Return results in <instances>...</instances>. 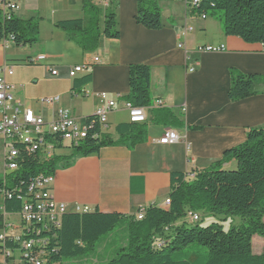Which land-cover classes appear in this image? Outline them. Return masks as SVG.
<instances>
[{
    "label": "crops",
    "instance_id": "0c3cea01",
    "mask_svg": "<svg viewBox=\"0 0 264 264\" xmlns=\"http://www.w3.org/2000/svg\"><path fill=\"white\" fill-rule=\"evenodd\" d=\"M15 15L24 18L38 11L46 0H15ZM161 9V27L149 29L135 20L137 0H114L118 38H102L96 50L84 52L68 35L55 27L59 20L81 18L83 0H53L51 17L40 25L37 43L17 46L11 40L0 42V68L12 66L7 80L12 93L25 107L31 108L47 122L53 108L41 99L59 96L54 106L65 107L80 124L92 116L106 101L115 107L106 115L102 131L114 133L115 127L129 122L124 107L129 92L128 66L142 63L150 67V97L153 108H169L183 122L181 127L155 124L152 109L146 110L147 137L130 149L125 145H108L99 152L73 157L67 166L56 167L52 193L71 209L74 204L87 205L92 211L134 215L149 205L164 206L171 184L170 173L186 174L209 167L223 152L241 144L248 128L264 126V83L257 94L230 100L229 69L244 74L264 75V44H250L235 36H226L220 20L201 18L176 0H156ZM26 19V18H25ZM185 27L192 31L184 35ZM224 45L220 51H198V46ZM44 54L45 59L27 63V59ZM98 56L99 63H92ZM91 63L76 77L69 76L74 65ZM57 70L52 75L48 67ZM192 68V70H190ZM91 74L89 83L73 90L74 79ZM1 120V114H0ZM173 128L180 136L175 144H160L165 129ZM4 140L0 136L1 175L4 166ZM63 148V147H62ZM60 150L54 155H69ZM235 164L232 160L223 165ZM3 204V203H2ZM11 221V220H9ZM124 222V221H123Z\"/></svg>",
    "mask_w": 264,
    "mask_h": 264
},
{
    "label": "trees",
    "instance_id": "16d2710c",
    "mask_svg": "<svg viewBox=\"0 0 264 264\" xmlns=\"http://www.w3.org/2000/svg\"><path fill=\"white\" fill-rule=\"evenodd\" d=\"M110 4H114V0ZM82 11L81 18L59 20L54 25L84 52L96 50L102 38L119 37L114 7L102 12L92 0H83ZM189 11L211 17L216 11H222L219 20L226 36L239 37L250 44H264V0H200ZM135 20L149 29L160 28L158 2L137 0ZM10 36L17 46L37 43L39 19L20 18L15 12L4 14L0 8V42ZM229 75L227 95L234 101L257 94L260 92L257 85L264 83L263 74H244L234 67L229 69ZM91 79V74L74 79L73 90H79ZM128 85L127 101L138 107L152 105L147 64L128 66ZM152 116L155 124L183 125L169 108H153ZM93 118V115L88 116L87 121ZM146 137L144 124L120 123L113 134L102 131L96 124L78 145L70 146L72 151L67 156L53 155L43 160L37 154L24 153L17 170L0 175V193H11V197L4 195L5 211L18 213L21 210L22 197L36 175L53 174L58 164L67 166L73 157L97 153L104 146L125 145L132 149ZM232 160L236 163L235 169L223 168ZM170 184L169 205H149L140 218L135 214L126 216L98 209L65 213L56 238L52 240L57 251L50 254L46 264H76L72 259L85 258L88 252L101 258H98L97 243L121 222L122 241L119 244L114 239L109 241L106 245H109L110 254L98 264H264V253H254L252 248V237L255 234L264 236V126L248 128L241 144L225 150L219 160L196 171L193 178L184 172H171ZM188 211L239 216L245 225L231 226L227 230L217 222L205 227L186 226L183 220ZM7 245L14 247L11 242Z\"/></svg>",
    "mask_w": 264,
    "mask_h": 264
},
{
    "label": "built area",
    "instance_id": "2783aa9c",
    "mask_svg": "<svg viewBox=\"0 0 264 264\" xmlns=\"http://www.w3.org/2000/svg\"><path fill=\"white\" fill-rule=\"evenodd\" d=\"M111 2L112 0H92ZM182 2L187 9H192L198 5L200 0H176ZM0 8L4 14L15 12L18 8L15 0H0ZM206 18L207 15H200ZM192 27H185L183 34L192 31ZM13 41V37L9 39ZM224 45H205L198 46V51H220ZM46 56L38 54L33 58L27 59V63H36ZM98 56H94L92 63H99ZM91 63L74 65L69 69V76L76 77ZM52 75H57V70L52 66L48 67ZM192 70V68L190 69ZM13 74V68L4 65L0 68V136L4 140V166L6 171L12 172L18 169L19 161L23 154L36 155L41 159H46L55 154L57 145L65 147L78 145L88 136L91 130L99 124L101 129L106 123L107 113L115 107V102L107 98L106 93H101L100 97L106 101L104 106H99L93 114V119L80 124L65 107L54 106L59 102V96L42 98L40 101L53 108L52 117L49 121L36 114L31 108L23 106L14 96L12 90L14 85L7 80V76ZM160 101L155 102L154 107H160ZM124 107L129 113V122L140 124L146 121V110L153 108L134 106L129 101H125ZM180 140V136L173 128H167L158 139L160 144H175ZM193 178L195 172L187 174ZM54 177L53 174L36 175L28 186L25 196L22 197V208L18 213L5 211L4 205L0 207V220L2 222V233H0V264H10L15 261L14 252L20 250L21 257L19 264H46L51 253H56L57 246L52 245V240L56 238L57 229L61 226L62 216L68 212H91L92 209L87 205L74 204L69 209L67 204L59 202L52 193ZM3 195L11 197L10 192H3ZM169 198L164 201V206L169 205ZM18 214L20 223L14 224L9 221L10 216ZM136 217L144 216V208L136 212ZM187 218L191 223L200 219L198 213L187 212ZM11 242L14 247L7 244Z\"/></svg>",
    "mask_w": 264,
    "mask_h": 264
},
{
    "label": "rangeland",
    "instance_id": "374dc122",
    "mask_svg": "<svg viewBox=\"0 0 264 264\" xmlns=\"http://www.w3.org/2000/svg\"><path fill=\"white\" fill-rule=\"evenodd\" d=\"M53 0H46L45 2H43L42 4L39 5V9L38 11H34L32 12L33 14L31 16H24V19L26 18H30V17H35L39 19V36H40V25L43 24H47L48 19L51 17V9L53 8V6L50 5V3L48 4L47 2H51ZM95 4L102 10V12L106 11L109 8H115V6H113L114 4H108V5H104L102 1H97L95 2ZM219 17L222 18V11H216L215 16H213L214 19L219 20ZM100 25L101 21H100ZM39 38V37H38ZM39 40V39H38ZM60 150H72L70 147L67 146V144H65V147L63 148H57L55 150V152H58ZM61 165L58 164V168H60ZM1 163H0V171H1ZM236 168V163L235 164H231L226 166L225 169H235ZM1 175V173H0ZM3 199H4V195L3 193H0V207L2 206L3 203ZM1 211V209H0ZM199 216L200 219L194 223H191L189 221V219L186 217L183 221L185 222L186 226H191V225H195V224H199L200 226H207L210 225L213 222H217L220 225H222L224 230L229 229L231 226H236V227H240L245 225V221L239 217V216H224V215H211L209 213H205L203 211L199 212ZM11 220V222H14V224H19L20 223V217L18 214H13L10 216L9 218ZM263 221H264V217H263ZM123 226V223H119L115 229L109 233L108 235L104 236L98 243V247H99V256L101 258L103 257H107V255L110 254V251L108 250L109 245H106L109 241L111 240H115L117 244H119L122 241V238L124 236L123 231L121 230V227ZM0 233H2V229L0 228ZM252 248H253V252L254 253H264V236H260L258 234H255L252 237ZM105 249V250H104ZM203 250H205L203 248ZM15 254V261H11L10 264H19L20 262V257H21V252L20 250H16L14 252ZM97 259V257H95V255H92L88 252V255L85 256V258H81V257H76L73 258L72 261L76 264H98V261L101 259Z\"/></svg>",
    "mask_w": 264,
    "mask_h": 264
},
{
    "label": "bare ground",
    "instance_id": "6f19581e",
    "mask_svg": "<svg viewBox=\"0 0 264 264\" xmlns=\"http://www.w3.org/2000/svg\"><path fill=\"white\" fill-rule=\"evenodd\" d=\"M110 2H103L104 5H108ZM140 218V217H139Z\"/></svg>",
    "mask_w": 264,
    "mask_h": 264
}]
</instances>
